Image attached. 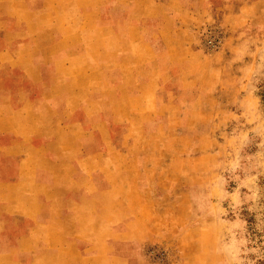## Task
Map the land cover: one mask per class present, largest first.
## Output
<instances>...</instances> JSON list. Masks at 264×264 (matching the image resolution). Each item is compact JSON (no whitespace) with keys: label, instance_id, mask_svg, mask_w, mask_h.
<instances>
[{"label":"crops","instance_id":"crops-1","mask_svg":"<svg viewBox=\"0 0 264 264\" xmlns=\"http://www.w3.org/2000/svg\"><path fill=\"white\" fill-rule=\"evenodd\" d=\"M212 1L0 0V264H143L150 153L212 104L196 30L264 14Z\"/></svg>","mask_w":264,"mask_h":264},{"label":"rangeland","instance_id":"rangeland-1","mask_svg":"<svg viewBox=\"0 0 264 264\" xmlns=\"http://www.w3.org/2000/svg\"><path fill=\"white\" fill-rule=\"evenodd\" d=\"M231 1L210 3L220 11ZM193 44L212 65V104L196 131L170 119L186 133L166 136L175 149L150 153L147 170L157 163L162 177L152 183V215L167 230L144 242L143 264H262L264 14L212 20Z\"/></svg>","mask_w":264,"mask_h":264},{"label":"trees","instance_id":"trees-1","mask_svg":"<svg viewBox=\"0 0 264 264\" xmlns=\"http://www.w3.org/2000/svg\"><path fill=\"white\" fill-rule=\"evenodd\" d=\"M249 221V220H248ZM253 219H250V222H252ZM260 263V262H259ZM261 264V263H260ZM262 264H264V250H263V258H262Z\"/></svg>","mask_w":264,"mask_h":264}]
</instances>
